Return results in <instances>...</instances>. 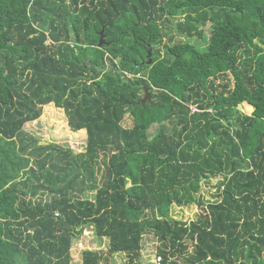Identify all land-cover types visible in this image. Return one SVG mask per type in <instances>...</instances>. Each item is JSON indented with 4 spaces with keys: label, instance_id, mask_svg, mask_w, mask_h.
I'll use <instances>...</instances> for the list:
<instances>
[{
    "label": "trees",
    "instance_id": "1",
    "mask_svg": "<svg viewBox=\"0 0 264 264\" xmlns=\"http://www.w3.org/2000/svg\"><path fill=\"white\" fill-rule=\"evenodd\" d=\"M51 103L86 151L25 130ZM219 174V199L173 219ZM90 225L99 248L79 249ZM118 252L264 264V0H0V264Z\"/></svg>",
    "mask_w": 264,
    "mask_h": 264
},
{
    "label": "rangeland",
    "instance_id": "2",
    "mask_svg": "<svg viewBox=\"0 0 264 264\" xmlns=\"http://www.w3.org/2000/svg\"><path fill=\"white\" fill-rule=\"evenodd\" d=\"M178 20H181L182 18H177ZM172 31L169 33V35L175 36V41L177 40H183L185 37L182 35H178L176 33V30L174 27L171 28ZM206 36L209 37L210 34V26L208 25L205 28ZM169 37H164V42L167 41ZM108 68L111 67L108 65ZM229 79L231 80V87L233 86L234 80L231 75H229ZM218 82L224 83L223 80H219ZM144 97V93L141 95ZM240 109L243 111V107L240 106ZM244 112H252V109L247 108ZM132 118L127 115L124 119V126H131L132 125ZM25 130L36 136L40 139L42 144H48L52 142H61L64 146H68L73 149L75 153H80L86 151V145H87V130L77 131L74 132L69 127L68 124V117L62 108L56 107L53 103L45 106L43 108L42 115L40 118L33 122H28L25 125ZM153 133L157 132L156 126L152 129ZM103 157L100 158V165L103 166ZM225 179V174H219L216 176L210 177L209 181H203L202 182V189L197 194V196L201 199L202 205L199 204H191L188 206H177L172 205L171 208V216L175 220H182L185 222H191L196 221L200 214H202L204 211H206V208L208 205L215 200L219 199V191L218 188L221 186V182ZM89 198H94L95 192H91L87 195ZM94 225H90L87 227L84 231V236L81 240L78 242V248L79 249H92L96 250V248H99L97 246L96 242V231L94 230ZM147 246L145 249V252H151V262L159 263V258L154 257V255L158 254L159 247L162 246L161 242H155L153 247ZM190 249H193V244H190ZM73 252V260L78 261L80 260V255L78 251ZM176 260H178V257H175ZM147 260L146 258H144ZM181 263V262H180ZM112 264H128V257L125 253L118 252L115 253L112 257ZM181 264H185L182 263Z\"/></svg>",
    "mask_w": 264,
    "mask_h": 264
},
{
    "label": "water",
    "instance_id": "3",
    "mask_svg": "<svg viewBox=\"0 0 264 264\" xmlns=\"http://www.w3.org/2000/svg\"><path fill=\"white\" fill-rule=\"evenodd\" d=\"M106 43V40L104 39V29L103 31L101 32V38H100V41H99V46H102V44ZM151 59H149V63H151ZM146 90H148V88L146 87ZM151 97V94L147 93L146 97L143 99V103H145L146 101H148Z\"/></svg>",
    "mask_w": 264,
    "mask_h": 264
}]
</instances>
